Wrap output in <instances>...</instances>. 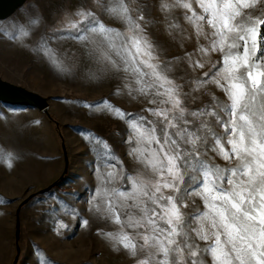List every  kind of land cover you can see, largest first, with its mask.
I'll list each match as a JSON object with an SVG mask.
<instances>
[{
  "label": "snow or ice",
  "instance_id": "obj_1",
  "mask_svg": "<svg viewBox=\"0 0 264 264\" xmlns=\"http://www.w3.org/2000/svg\"><path fill=\"white\" fill-rule=\"evenodd\" d=\"M256 3L162 0V11L184 10L182 18L193 29L199 55L208 61L218 56L208 71L186 81L187 92L184 84L177 83L173 69L182 58L161 60L163 50L138 22L144 17L133 19L124 0H109L101 7L128 25L126 33L82 8L69 14L62 29H53L56 38L66 35L91 44L89 55L124 81L129 93L151 97L152 106L144 111L153 120L126 113L106 98L91 105L85 102L126 120L134 134L126 141L136 144L129 155L146 173L125 170L119 174V185L112 187L117 174L100 171L101 163L108 161L99 155L94 169L98 184L87 202L90 212L119 225L116 233L98 230L99 234L132 256L138 250L146 254L139 264H205L206 255L210 264H264V18L251 14ZM12 24L15 27L16 21ZM168 28L170 34L183 32L175 22ZM19 34L31 35L22 26ZM11 38L17 39L15 32ZM33 51L43 52L53 66L64 70L44 36ZM191 57L185 52L189 67L205 68V63ZM212 86L223 98L211 91ZM119 91L117 87L116 94ZM204 95L210 103L197 106L195 102ZM189 98L191 107L186 103ZM5 162L12 166L11 158ZM189 207L193 211H185ZM82 223L87 225L88 220Z\"/></svg>",
  "mask_w": 264,
  "mask_h": 264
},
{
  "label": "rangeland",
  "instance_id": "obj_2",
  "mask_svg": "<svg viewBox=\"0 0 264 264\" xmlns=\"http://www.w3.org/2000/svg\"><path fill=\"white\" fill-rule=\"evenodd\" d=\"M161 2L162 0H124L133 19L144 17L143 21L138 22L163 50L160 59L182 58L173 64V69L177 83L184 84L183 90L187 92L190 85L186 81L208 71L218 56L213 55L211 61L200 56L196 51L197 41L193 29L182 18L184 10L162 11ZM108 3L109 0H100L99 4L97 0H24L0 19V78L47 99L49 115L42 112L47 124L33 120L34 127L37 125L45 132V125L47 126L49 149L53 151V148H59L62 163L59 176L54 182L44 188L30 190L21 197L12 198L15 205L13 216L9 222L0 223V264H14L17 255L19 258L16 264H139L145 258L144 252L138 250L137 255L132 256L122 245L99 234L98 230L116 233L120 230L119 225L89 211L87 201L90 192L98 184L94 172L97 168V156L107 157L108 162L100 165L101 172L117 174L112 187L119 185V174L125 170L130 174H143L146 170L129 155L136 144L126 142L129 136L134 135L126 120L97 107L86 106L85 102L91 105L92 102L106 98L126 113H138L153 120L155 118L144 111L152 106L148 103L151 97L129 93L123 86L124 81L106 72L103 64L89 55L91 44H81L66 35L56 38L53 34V29H62L69 14L78 8L94 12L108 27L126 33L128 25L125 22L103 11L101 5ZM251 14L264 18V0H257ZM31 20H38L39 23L32 25ZM13 21H16L15 27ZM172 22L179 24L183 32L175 30L170 34L168 25ZM21 26L30 31L31 35L20 36ZM13 32L17 39L11 38ZM41 36L55 50L64 70L53 66L43 52L33 51ZM95 39L99 43V37ZM200 43L206 45L203 38ZM185 52L192 53V61L200 60L205 63V68L201 70L189 67L191 61L184 59ZM180 76L185 79H179ZM117 87L120 89L118 94ZM211 91L223 98V94L214 86ZM195 95L200 96V93ZM186 103L189 107L193 104L191 98ZM195 103L197 106L210 103V98L204 95ZM51 118L58 122L59 129ZM30 119L27 118V121ZM89 132L93 135L89 136ZM96 137L101 139L97 140ZM65 153L68 157V171L65 173L68 179L62 177ZM216 162L221 165L225 163L222 160ZM17 175L24 176V170L17 168ZM56 182L58 184L52 187ZM49 190H54L58 195L43 194ZM38 200H44V204L58 202L60 205L64 204V207L50 212ZM196 204L202 207L199 198H196ZM127 211L136 214L133 209ZM185 211L193 209L189 207ZM53 216L56 219L58 216V222L54 220L57 224L54 232L58 242L53 250L48 251L42 244V239L48 233L44 223ZM85 219L88 220L87 225L82 223ZM125 231L133 230L126 228ZM200 243L203 246V242ZM204 259L205 264H210V256L206 255Z\"/></svg>",
  "mask_w": 264,
  "mask_h": 264
},
{
  "label": "crops",
  "instance_id": "obj_3",
  "mask_svg": "<svg viewBox=\"0 0 264 264\" xmlns=\"http://www.w3.org/2000/svg\"><path fill=\"white\" fill-rule=\"evenodd\" d=\"M1 103L4 106H0V223H6L13 216L15 205L12 198L21 197L30 190L44 188L54 182L59 176L62 163L59 148H53V151L49 149L47 126L45 132L37 125L34 127L33 120L47 124L41 111L29 106ZM27 118L31 119L27 121ZM9 158L11 167L5 162ZM17 168L24 170V176L17 175ZM63 178L68 179V175ZM43 194L58 195L54 190L44 191ZM38 201L46 203L44 200ZM49 203L43 206L50 212L64 207V204L58 202ZM55 219L53 216L44 223L48 233L42 239V244L48 251L53 250L58 242L54 232L57 225ZM56 220L58 222V216Z\"/></svg>",
  "mask_w": 264,
  "mask_h": 264
},
{
  "label": "water",
  "instance_id": "obj_4",
  "mask_svg": "<svg viewBox=\"0 0 264 264\" xmlns=\"http://www.w3.org/2000/svg\"><path fill=\"white\" fill-rule=\"evenodd\" d=\"M24 0H0V19L13 11ZM0 102L9 105L29 106L49 115V104L46 98L23 86L10 83L0 78ZM68 171V157L65 153L64 174ZM64 174L62 177H64ZM49 189V188H48ZM16 256L14 264L18 262Z\"/></svg>",
  "mask_w": 264,
  "mask_h": 264
},
{
  "label": "trees",
  "instance_id": "obj_5",
  "mask_svg": "<svg viewBox=\"0 0 264 264\" xmlns=\"http://www.w3.org/2000/svg\"><path fill=\"white\" fill-rule=\"evenodd\" d=\"M51 119L55 122L57 128L59 129L58 122H56L53 118H51ZM60 136H61V138H62V135H61V134H60ZM57 184H58V182H56L55 184H53L52 187L56 186Z\"/></svg>",
  "mask_w": 264,
  "mask_h": 264
}]
</instances>
